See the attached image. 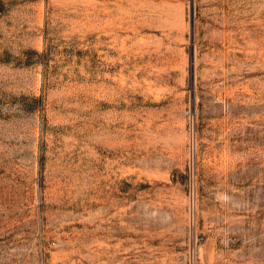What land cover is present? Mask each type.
Instances as JSON below:
<instances>
[{
	"label": "rangeland",
	"instance_id": "obj_1",
	"mask_svg": "<svg viewBox=\"0 0 264 264\" xmlns=\"http://www.w3.org/2000/svg\"><path fill=\"white\" fill-rule=\"evenodd\" d=\"M0 264H264V0H0Z\"/></svg>",
	"mask_w": 264,
	"mask_h": 264
}]
</instances>
